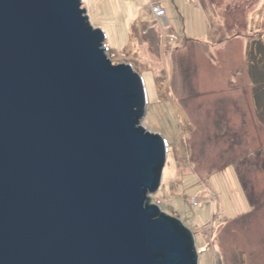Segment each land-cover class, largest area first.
Here are the masks:
<instances>
[{"label":"water","instance_id":"obj_1","mask_svg":"<svg viewBox=\"0 0 264 264\" xmlns=\"http://www.w3.org/2000/svg\"><path fill=\"white\" fill-rule=\"evenodd\" d=\"M106 40L82 0H0V264H200L152 202L168 144Z\"/></svg>","mask_w":264,"mask_h":264},{"label":"rangeland","instance_id":"obj_2","mask_svg":"<svg viewBox=\"0 0 264 264\" xmlns=\"http://www.w3.org/2000/svg\"><path fill=\"white\" fill-rule=\"evenodd\" d=\"M82 1L112 63L142 76L143 124L171 149L152 202L196 234L200 264H264V0H201V26L178 14L173 30L154 25V0ZM160 1L169 15L193 3ZM130 31L141 45L121 51Z\"/></svg>","mask_w":264,"mask_h":264},{"label":"crops","instance_id":"obj_3","mask_svg":"<svg viewBox=\"0 0 264 264\" xmlns=\"http://www.w3.org/2000/svg\"><path fill=\"white\" fill-rule=\"evenodd\" d=\"M201 0H192L193 3H190V4H187L185 2H183V8L181 10H178V12H173L171 11V15H169L166 7H165V1H160V0H154V1H151V6L152 5H155V4H159L161 5L167 12V17L164 18L163 20L161 21H158L156 20V23L154 24L155 26H157L158 28H162V27H169L172 29V25L175 26L176 24H179L180 23V19L179 17L177 16L178 14H182V16H184L183 18V22H186V23H189L191 25H196V24H199V26H201V24L203 23V8L202 6L200 5V2ZM196 6H198V9L196 8ZM187 13V14H186ZM197 17V18H196ZM152 26L147 24V23H141V22H138L137 24V29L139 31H147L151 28ZM157 29V28H156ZM173 30V29H172ZM151 32V30H149ZM153 31V30H152ZM157 31V30H156ZM141 33V32H140ZM129 41L128 43L125 45L124 49L121 50V51H125L128 46L130 45V43L132 42V36H131V31H130V36H129ZM141 39V35L139 36V40ZM141 45V42L140 41H133L132 42V48L133 50L135 48H139ZM146 45V43H145ZM114 46L115 48H119L115 43H113L111 45V47ZM108 49L109 51H111V49L109 48V44H108ZM132 66V65H131Z\"/></svg>","mask_w":264,"mask_h":264},{"label":"built area","instance_id":"obj_4","mask_svg":"<svg viewBox=\"0 0 264 264\" xmlns=\"http://www.w3.org/2000/svg\"><path fill=\"white\" fill-rule=\"evenodd\" d=\"M152 12L157 20L161 21L164 18L167 17L166 10L159 4H155L152 6ZM161 203L158 202V205L160 206Z\"/></svg>","mask_w":264,"mask_h":264},{"label":"bare ground","instance_id":"obj_5","mask_svg":"<svg viewBox=\"0 0 264 264\" xmlns=\"http://www.w3.org/2000/svg\"><path fill=\"white\" fill-rule=\"evenodd\" d=\"M85 3H86V0H85ZM169 147V146H168ZM171 149H170V147H169V155H170V153H171V151H170ZM168 173L170 174V175H172L173 176V173H172V171L171 170H169L168 171Z\"/></svg>","mask_w":264,"mask_h":264},{"label":"trees","instance_id":"obj_6","mask_svg":"<svg viewBox=\"0 0 264 264\" xmlns=\"http://www.w3.org/2000/svg\"><path fill=\"white\" fill-rule=\"evenodd\" d=\"M243 185V187H244V189H246V184H242ZM250 199V198H249ZM251 200V199H250Z\"/></svg>","mask_w":264,"mask_h":264}]
</instances>
